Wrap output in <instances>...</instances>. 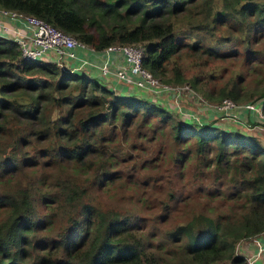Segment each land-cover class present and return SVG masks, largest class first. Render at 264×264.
I'll return each instance as SVG.
<instances>
[{"label":"trees","instance_id":"1","mask_svg":"<svg viewBox=\"0 0 264 264\" xmlns=\"http://www.w3.org/2000/svg\"><path fill=\"white\" fill-rule=\"evenodd\" d=\"M0 6L40 16L95 49L141 41L142 64L154 75L187 83L209 102L264 100V88L242 91L240 80L222 77L227 68L216 63L244 57L243 65L263 73L264 0H0ZM237 34L246 46L240 40L241 49L221 47ZM185 48L195 53L190 74L178 59ZM162 99L118 94L49 56L26 58L15 39L0 35V264H244L237 241L264 230V143L236 128L182 119ZM166 146L180 163L162 166L155 177L180 180L184 161L199 157L201 168L194 161L187 186L198 185L219 204L163 227L173 209L188 211L190 195L183 184L161 182L169 193L155 196L160 211L147 227L138 208L156 188L136 193L127 211L94 196V186L107 188L118 174L114 148ZM142 184L153 186L149 179Z\"/></svg>","mask_w":264,"mask_h":264},{"label":"rangeland","instance_id":"2","mask_svg":"<svg viewBox=\"0 0 264 264\" xmlns=\"http://www.w3.org/2000/svg\"><path fill=\"white\" fill-rule=\"evenodd\" d=\"M237 36L238 34L235 37L233 35L225 44L221 45V47L224 48L226 46H235V48L241 49L243 47V43L246 46L247 44L246 41L240 39ZM185 50L186 48L181 51L180 57L178 59L185 67V71L187 72V74H190L192 72L193 66L191 64L194 60L195 53L185 52ZM243 60L244 57L239 58L238 56L236 59L218 60V62L216 63L227 68V74H224V76L222 77L226 78L229 75L233 78L240 80V83L243 87L242 91L247 93L253 90L258 91V89L264 88V71L263 73L257 72L258 69L253 68L254 63L250 68L246 67L245 65H243ZM81 68L84 69L83 71H87V72L90 71L89 68L85 67L84 65L81 66ZM99 73L103 75L101 72ZM219 83H221V81H219ZM253 99L255 98L253 97L251 100ZM235 112L238 114V110H236ZM243 121L247 124L246 126L239 125L238 126L239 130L255 134L264 143V140H262V138L260 137L262 136V133L256 134L257 127L255 126L253 127V123L249 122L248 120H243ZM231 124H234V122H231ZM171 149L172 148H170L169 146H166L165 148L162 149L161 148H114V152L115 151L119 152V155H117L119 159L117 163L114 164V168L115 170H117L118 174L116 175L115 179L111 180L106 185L107 188H99L97 186H94V188L92 189L94 196L101 199L100 201L105 207H114L120 210L127 211L129 207H134L135 205L134 201L136 200V196H135L136 193L137 195L144 196L145 195L144 192L147 189L156 188L154 190V196H151L149 194H147L146 196L151 201H143L145 203L144 206L138 208V212L141 216L142 222L146 223L147 227L151 225L152 219H154L153 217L154 214L160 211L158 209V206L155 205L154 203L160 200L158 198H166L169 193L168 189L162 187L161 182L163 184H166L164 186L174 184V187L177 184H183L186 187L185 191L189 192L190 195V197L186 199L189 208L188 211L186 210L185 212H179L178 210L173 209L172 213L166 219L163 227H169L179 220H186L193 213H197L199 211H207L210 205L219 204L220 202L217 201L218 198L214 199V197H212L210 194H207L205 190L204 192L202 190H199L198 185L187 186L186 181L188 179H191L195 171L197 170L199 157L196 160L192 158L186 160V162L184 161L183 164L184 176L180 180H177L171 176L174 182H170L167 184V180L165 179L161 180V178L155 177L157 176V173L161 172L162 166L170 165L172 167L178 168L180 159L176 160L175 157L170 156V154H168V152H170ZM194 161L197 166L194 165ZM200 168L201 167L198 166V169ZM205 177L208 183L212 181V175L210 173H208ZM148 179L153 185L151 188H149L148 186L145 187L142 184V181ZM164 191L166 192L165 193L166 195L163 193ZM175 191L176 194L178 195L179 192L176 189ZM192 191L196 192V195L192 194ZM155 196H158V198ZM170 201L176 202L174 198L170 199ZM182 205H184V203H182L179 206ZM223 207H225V205H223ZM223 207H219L218 211H222L224 209ZM211 211H216V209L213 207L211 208ZM247 239L248 238H241L237 241V243ZM235 250L241 253L240 249L237 250V246L235 247Z\"/></svg>","mask_w":264,"mask_h":264},{"label":"built area","instance_id":"3","mask_svg":"<svg viewBox=\"0 0 264 264\" xmlns=\"http://www.w3.org/2000/svg\"><path fill=\"white\" fill-rule=\"evenodd\" d=\"M6 18L23 20L24 22L20 25V29H16L12 35L13 37L5 36L17 41L22 56L32 59L49 56V58L57 64L69 67L72 70L79 69L81 66L91 63L87 61L85 57L80 63H73V59L77 56L75 47L90 48V46L42 17L0 6V25L5 27V29L7 28L4 23ZM104 49L123 52L128 62L116 66H113V64H110L106 60L100 62L97 66L103 75H113L121 81L131 83L139 88L150 89L157 94L173 93L175 97L186 94L194 101L195 105L202 107L203 110L207 107H213L221 113V117H227L232 121H238L240 118L239 114L233 111V108L235 110L246 108L258 114H262V105L258 103L259 100L238 102L229 96H225L219 102H209L200 92L187 83L170 84L162 81L158 76L154 75L149 68L142 64L144 44L141 41L110 43L106 45ZM196 118L200 121L198 115ZM248 121L253 123V127L255 126L257 129L264 130L263 122ZM246 124L247 123H245V126ZM254 241L258 244V250L246 256L245 264H255V258L264 248V245L261 244L257 237L254 238Z\"/></svg>","mask_w":264,"mask_h":264},{"label":"crops","instance_id":"4","mask_svg":"<svg viewBox=\"0 0 264 264\" xmlns=\"http://www.w3.org/2000/svg\"><path fill=\"white\" fill-rule=\"evenodd\" d=\"M5 25L7 28L2 27L0 25V35L4 36H11L14 34L16 29H20V25L23 24V20H16L13 18H6L5 19ZM22 28V27H21ZM75 52L77 56L73 59V63H80V61L85 57L87 61H90L91 63L88 65H84L85 67L89 68V72L84 71L91 76L96 77L100 81H103L107 86H109L111 89L115 90L118 94H141L144 97L149 98H163L162 100H165L168 106L172 108L178 117L182 119H186L189 121L196 122L198 121L196 116H199L200 121L202 122H213V124H218L221 126H224V129L228 128H236L239 129L238 126H245V122L243 120H250L255 122H263L264 123V115L258 114L253 110H248L246 108H239L238 114H239V120L238 121H232L227 117H221V113L217 111L213 107H207L203 110L202 107H198L197 105H194L192 100L186 95H178L174 96L173 93H161L157 94L153 92L150 89L145 88H139L131 83H126L124 81H121L117 79L113 75H101L99 72V67L97 66L100 62L106 60L110 64H113V66H116L118 64H126L128 62L123 54V52L117 51V50H106L104 48L102 49H95L90 46V48H82V47H75ZM83 72L84 69H77L79 72ZM131 73V72H130ZM233 111L236 110L233 108ZM184 116V117H183ZM261 120V121H260ZM231 122H234V124H231ZM257 133H262V140H264V130L263 129H257ZM252 237L248 238L247 240H242V242L237 243V250L240 249L241 253L245 256H249L250 253L256 252L258 250V244L251 239ZM257 238L260 240L261 244L264 245V230L261 233H258ZM255 264H264V249L262 250L260 255H257V257L254 260Z\"/></svg>","mask_w":264,"mask_h":264},{"label":"clouds","instance_id":"5","mask_svg":"<svg viewBox=\"0 0 264 264\" xmlns=\"http://www.w3.org/2000/svg\"><path fill=\"white\" fill-rule=\"evenodd\" d=\"M112 90H113V89H112ZM113 91H115V90H113ZM253 100H259L258 103H261V105H262V103L264 102V100H262L261 98H259V99H253ZM246 101H247V100H246ZM241 102H242V101H241ZM262 113H263V112H262ZM257 235H258V234H257ZM257 235L252 236L253 241H254V238L257 237ZM254 242H255V241H254ZM263 249H264V248H263ZM261 252H262V251H261ZM261 252H260V254H261ZM235 253H236V254H239V253L236 252V250H235ZM260 254H259V255H260ZM242 255H243V254H242ZM243 256H244V258H245V260H246V256H245V255H243ZM228 263H229V262H228ZM244 264H245V261H244Z\"/></svg>","mask_w":264,"mask_h":264}]
</instances>
